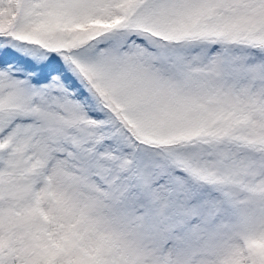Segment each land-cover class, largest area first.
<instances>
[{
	"label": "snow or ice",
	"instance_id": "6c2138e0",
	"mask_svg": "<svg viewBox=\"0 0 264 264\" xmlns=\"http://www.w3.org/2000/svg\"><path fill=\"white\" fill-rule=\"evenodd\" d=\"M0 264H264V0H0Z\"/></svg>",
	"mask_w": 264,
	"mask_h": 264
}]
</instances>
